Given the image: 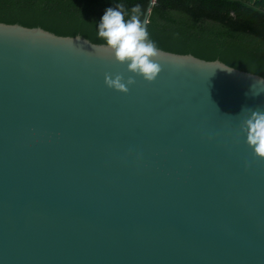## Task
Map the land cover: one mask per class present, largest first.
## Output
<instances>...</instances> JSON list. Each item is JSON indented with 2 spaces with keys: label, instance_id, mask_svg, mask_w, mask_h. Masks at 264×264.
Instances as JSON below:
<instances>
[{
  "label": "water",
  "instance_id": "95a60500",
  "mask_svg": "<svg viewBox=\"0 0 264 264\" xmlns=\"http://www.w3.org/2000/svg\"><path fill=\"white\" fill-rule=\"evenodd\" d=\"M160 51L125 94L99 45L0 23V264H264V78Z\"/></svg>",
  "mask_w": 264,
  "mask_h": 264
},
{
  "label": "trees",
  "instance_id": "16d2710c",
  "mask_svg": "<svg viewBox=\"0 0 264 264\" xmlns=\"http://www.w3.org/2000/svg\"><path fill=\"white\" fill-rule=\"evenodd\" d=\"M149 0H0V23L40 28L100 45V18ZM162 51L192 55L264 78V0H154L146 24Z\"/></svg>",
  "mask_w": 264,
  "mask_h": 264
},
{
  "label": "clouds",
  "instance_id": "9594fccd",
  "mask_svg": "<svg viewBox=\"0 0 264 264\" xmlns=\"http://www.w3.org/2000/svg\"><path fill=\"white\" fill-rule=\"evenodd\" d=\"M140 15L139 5L128 12L124 11L122 5H117L105 10L98 25L97 35L101 41L99 51L103 54L102 57L124 66L123 72L105 73L104 84L125 94L128 93L129 86L136 83V76L151 83L163 70L159 63L162 53L150 39ZM126 74L130 75L125 78ZM243 112L247 114L240 122L239 132L244 135L245 144L252 156L257 160H264V110L245 109Z\"/></svg>",
  "mask_w": 264,
  "mask_h": 264
}]
</instances>
